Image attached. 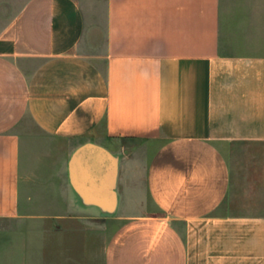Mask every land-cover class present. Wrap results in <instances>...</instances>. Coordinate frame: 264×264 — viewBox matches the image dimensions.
<instances>
[{
  "label": "crops",
  "instance_id": "1",
  "mask_svg": "<svg viewBox=\"0 0 264 264\" xmlns=\"http://www.w3.org/2000/svg\"><path fill=\"white\" fill-rule=\"evenodd\" d=\"M0 264H264V0H0Z\"/></svg>",
  "mask_w": 264,
  "mask_h": 264
},
{
  "label": "rangeland",
  "instance_id": "2",
  "mask_svg": "<svg viewBox=\"0 0 264 264\" xmlns=\"http://www.w3.org/2000/svg\"><path fill=\"white\" fill-rule=\"evenodd\" d=\"M26 123H27L30 127H33V126H34V123H33L32 120L30 119V117H27V118H26ZM34 194H35V191H34Z\"/></svg>",
  "mask_w": 264,
  "mask_h": 264
}]
</instances>
